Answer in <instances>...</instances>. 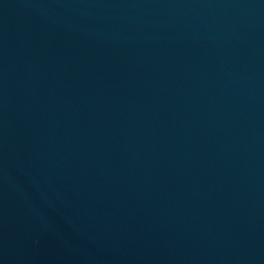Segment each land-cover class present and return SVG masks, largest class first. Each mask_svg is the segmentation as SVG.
<instances>
[{"label":"water","instance_id":"95a60500","mask_svg":"<svg viewBox=\"0 0 264 264\" xmlns=\"http://www.w3.org/2000/svg\"><path fill=\"white\" fill-rule=\"evenodd\" d=\"M0 264H264V0H0Z\"/></svg>","mask_w":264,"mask_h":264}]
</instances>
